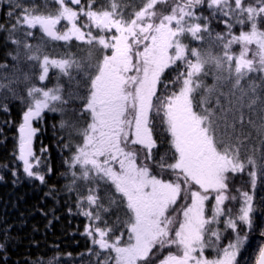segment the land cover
<instances>
[{
    "label": "snow or ice",
    "instance_id": "snow-or-ice-1",
    "mask_svg": "<svg viewBox=\"0 0 264 264\" xmlns=\"http://www.w3.org/2000/svg\"><path fill=\"white\" fill-rule=\"evenodd\" d=\"M6 8L0 111L22 108L14 158L46 184L34 122L60 116L66 183L46 195L75 198L88 264H240L264 186V99L253 82H264V0ZM53 42L65 51L49 54ZM246 264H264V242Z\"/></svg>",
    "mask_w": 264,
    "mask_h": 264
},
{
    "label": "trees",
    "instance_id": "trees-1",
    "mask_svg": "<svg viewBox=\"0 0 264 264\" xmlns=\"http://www.w3.org/2000/svg\"><path fill=\"white\" fill-rule=\"evenodd\" d=\"M36 3L43 4V0H36ZM6 11V0H0V23L8 25ZM2 36L0 33V37ZM47 46H53L54 51L59 54L65 51L59 42ZM234 50L238 51V47ZM72 51L77 52L75 48ZM5 52L7 49L0 44V62H4ZM255 75L253 74V82L257 85V93L264 99V82L256 79ZM207 82L210 84L211 78ZM9 106V112L0 111V244L4 245L0 249V264H48L49 260L52 264H88V249L92 245L83 234L87 220L78 214L75 198L61 194L58 200H54L46 195L53 186L59 190L66 183L60 175L65 171L63 161L67 155L60 143L63 135L59 129L60 116L47 113L43 121L34 122V126L40 131L34 137L33 149L40 155L41 147L47 148L45 156L52 168V174L47 176L46 184L42 185L39 181L28 178L23 173L22 163L14 158L22 108L18 101H11ZM14 171L15 176L12 175ZM236 187L250 191L240 181L236 182ZM261 197H264V186L258 182L255 191L258 207L255 227L248 237L252 247L244 254V259L238 257L240 264H246L247 258L264 242V237L260 236V231L264 229ZM70 207L71 212L68 210Z\"/></svg>",
    "mask_w": 264,
    "mask_h": 264
},
{
    "label": "rangeland",
    "instance_id": "rangeland-1",
    "mask_svg": "<svg viewBox=\"0 0 264 264\" xmlns=\"http://www.w3.org/2000/svg\"><path fill=\"white\" fill-rule=\"evenodd\" d=\"M60 44H63V42H59ZM55 49L53 48V46L52 47H50V46H47L46 47V51L49 53V54H51L52 56H58L59 55V53H57L56 51H54ZM50 75H52V73H50ZM238 206V205H237Z\"/></svg>",
    "mask_w": 264,
    "mask_h": 264
},
{
    "label": "bare ground",
    "instance_id": "bare-ground-1",
    "mask_svg": "<svg viewBox=\"0 0 264 264\" xmlns=\"http://www.w3.org/2000/svg\"><path fill=\"white\" fill-rule=\"evenodd\" d=\"M9 49H7V51H8ZM5 54H6V52H5Z\"/></svg>",
    "mask_w": 264,
    "mask_h": 264
}]
</instances>
